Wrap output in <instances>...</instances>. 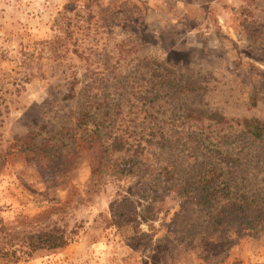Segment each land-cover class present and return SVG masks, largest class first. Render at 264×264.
<instances>
[{
	"label": "rangeland",
	"instance_id": "rangeland-1",
	"mask_svg": "<svg viewBox=\"0 0 264 264\" xmlns=\"http://www.w3.org/2000/svg\"><path fill=\"white\" fill-rule=\"evenodd\" d=\"M190 109L264 122V0H0V264H264L263 236L178 194L213 149L263 192L264 132ZM84 110L128 147L94 176Z\"/></svg>",
	"mask_w": 264,
	"mask_h": 264
},
{
	"label": "trees",
	"instance_id": "trees-1",
	"mask_svg": "<svg viewBox=\"0 0 264 264\" xmlns=\"http://www.w3.org/2000/svg\"><path fill=\"white\" fill-rule=\"evenodd\" d=\"M186 86L188 92L195 91V87L191 85L190 81H187ZM253 99L254 96L251 97V106L255 105ZM80 115L75 126L80 131L77 141L79 147L81 145L82 147L86 146L88 151H93L90 156L89 170L90 175L94 176L108 166L107 154L121 153L127 151L128 147H126V140L121 137H114L109 145H104L99 136L98 128L96 126L92 129L88 128L90 112L84 110ZM188 118L196 121L205 119L211 124L210 126L215 127L235 124L255 140L261 138L264 132V122L253 118L232 120L215 112L201 113L195 109L189 110ZM32 139L33 135L30 134L25 142L28 143ZM48 148L52 147L49 146ZM209 158L211 160L205 161L199 167L196 175L191 178L192 183L188 184L191 188L181 189V191L177 189L178 194L201 208L211 209L218 204L221 210L218 213V219L222 221V224L231 226V229L237 232L249 230L256 236L264 237V191L246 194L237 189L232 180L234 178L229 171L237 164V159L233 155L213 149L210 151ZM221 165L228 167L227 171L223 170ZM109 166L117 175L125 172V170L115 168L113 165ZM173 174V171L165 168L160 171V175L167 181H172L175 175Z\"/></svg>",
	"mask_w": 264,
	"mask_h": 264
}]
</instances>
